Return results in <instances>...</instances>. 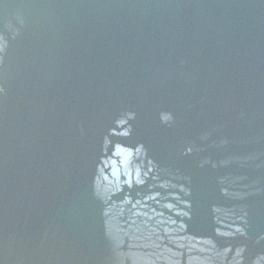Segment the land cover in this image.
Segmentation results:
<instances>
[{
	"label": "water",
	"instance_id": "95a60500",
	"mask_svg": "<svg viewBox=\"0 0 264 264\" xmlns=\"http://www.w3.org/2000/svg\"><path fill=\"white\" fill-rule=\"evenodd\" d=\"M0 264H264V0H0Z\"/></svg>",
	"mask_w": 264,
	"mask_h": 264
}]
</instances>
